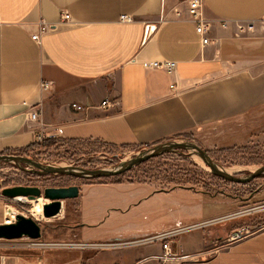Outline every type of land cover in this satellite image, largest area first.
Listing matches in <instances>:
<instances>
[{"label":"crops","instance_id":"1","mask_svg":"<svg viewBox=\"0 0 264 264\" xmlns=\"http://www.w3.org/2000/svg\"><path fill=\"white\" fill-rule=\"evenodd\" d=\"M187 8L186 0H0V155H28L41 129L118 147L178 135L205 150L238 144V122L264 109V0L205 1L206 46ZM41 21L54 29L35 41ZM146 61H173L176 69H145ZM32 110L39 121L30 120ZM201 196L135 180L84 184L76 234L86 245L47 260L4 256L3 264H264V230L249 235L248 225L220 247L223 238L200 228L182 235L173 259L161 244L138 243L177 226L223 222Z\"/></svg>","mask_w":264,"mask_h":264},{"label":"rangeland","instance_id":"2","mask_svg":"<svg viewBox=\"0 0 264 264\" xmlns=\"http://www.w3.org/2000/svg\"><path fill=\"white\" fill-rule=\"evenodd\" d=\"M238 130L241 131L238 144L215 150L206 149V151L216 164L227 170L229 174L246 177L264 165V109L238 122ZM151 147H118L96 141L63 140L51 147H39L25 156L42 165L54 167L111 169L136 158ZM196 158L198 157L190 151L178 150L151 158L119 177L125 180L156 183L158 188L164 189L172 188L178 182L193 187L202 194L201 197L205 201H210L218 207L216 214L226 218L216 225H205L200 228L207 231L213 239L223 238L225 241L219 244V247L227 245V240L238 231V227L246 225L253 227L249 235L263 231L264 175L263 178L247 184L232 183L217 178L211 170L203 168ZM110 180L114 179L84 180L69 176L37 175L27 173L12 163L0 162V188L29 183L39 186L41 190L74 185L79 186L81 190L84 184ZM183 197L190 199L191 195L184 194ZM78 199L64 201L61 212L56 216L34 219L41 228V238L37 242L26 239H0V255L47 260L66 246L76 248L81 244L86 245L76 234ZM31 207L32 204L27 202L3 197L0 190V224L5 223L14 214L31 217L29 213ZM213 210L212 207L206 208L205 212L211 213ZM163 215L168 216L167 213ZM147 220L150 222L151 216H147ZM14 221L15 219L10 222ZM36 243L41 246L29 248Z\"/></svg>","mask_w":264,"mask_h":264},{"label":"water","instance_id":"3","mask_svg":"<svg viewBox=\"0 0 264 264\" xmlns=\"http://www.w3.org/2000/svg\"><path fill=\"white\" fill-rule=\"evenodd\" d=\"M178 150L192 152L210 168L213 175L232 183L247 184L264 175V165L246 177L231 175L225 169L219 167L206 150L202 149L196 143L188 141H169L154 145L136 158L111 169L90 170L76 167H54L42 165L27 156L21 155H0V162L12 163L23 171L36 172L40 175L69 176L76 179L97 180L117 177L151 158ZM1 194L3 197L9 199L23 197L29 202L43 199V216L53 217L61 212L64 201L79 197L80 188L74 185L69 187H49L41 190L37 186H14L1 189ZM23 238L31 240H39L41 238V228L34 218L18 214L13 223L0 224V239L18 240Z\"/></svg>","mask_w":264,"mask_h":264},{"label":"built area","instance_id":"4","mask_svg":"<svg viewBox=\"0 0 264 264\" xmlns=\"http://www.w3.org/2000/svg\"><path fill=\"white\" fill-rule=\"evenodd\" d=\"M207 0H186L187 4H188V8H187V13L191 19V22L194 24L195 26V31L197 33V35L200 37V41H201V45L202 46H206L209 43V35H210V30H211V26L210 23L205 19L203 12H202V7L204 2ZM177 16L180 18L181 17V13L180 12H176ZM62 18L64 21H69L70 20V15L65 13L62 15ZM122 20L124 21H131L130 17L127 16H122L121 17ZM261 24L262 26H264V19L261 20ZM54 29V26L49 25L48 23L41 21L39 23L38 26V32L37 34L32 36V39L35 41H40V37L43 34H46L50 31H52ZM238 29L241 32H244L245 29L242 26H239ZM254 29V24H249L247 26V31H252ZM142 66L145 69H161L164 70L165 72L171 74L175 71L176 69V63L173 61H164V62H158V61H146L142 63ZM40 88L42 91H47L50 89V83H46V82H42L40 85ZM102 107H107L108 106V101H104L101 103ZM72 108L77 110V111H82L83 107L77 104H72ZM33 109V108H32ZM30 120L31 121H39V117L40 114L37 110H32L30 112ZM61 133V131H59ZM57 135L56 134H51V133H47L44 129H41L38 132V135L36 137V143L35 144H41L44 141L48 140V139H56ZM15 200V199H14ZM218 220H225V218H221ZM207 223H201V224H196V225H189V226H177L176 228L167 231V232H163V233H159L156 235H152L149 236L145 239H142L141 241H139L138 243L140 244H161L163 250H164V255L167 259H173L175 257V254L172 251V244L175 242V240L184 235L187 234L191 231H194L198 228H202L206 225ZM242 237V233L241 232H236L231 240H238ZM24 240H31L28 238H23ZM33 242H37L38 240H31ZM135 244L134 242L132 243H124V245H133ZM39 247L41 246V244L36 243L33 244L31 246H29V248H33V247ZM96 247L99 248H104L105 246H107V244H96L94 245ZM4 256L0 255V264H3L4 261Z\"/></svg>","mask_w":264,"mask_h":264},{"label":"trees","instance_id":"5","mask_svg":"<svg viewBox=\"0 0 264 264\" xmlns=\"http://www.w3.org/2000/svg\"><path fill=\"white\" fill-rule=\"evenodd\" d=\"M177 139H186L188 142H195L194 138L191 135H178L176 137H172V138L166 139L165 141H161L159 143H156L155 145L160 144V143H165V142L173 141V140H177ZM59 141H63V140L62 139H58V138H56V139H48V140L44 141L41 144H35V145H33V147L31 149H29L28 151H26V154H27V152L33 151V150H35V149H37L39 147H51L55 143H57ZM152 146H154V145H152ZM146 147L148 148V147H151V146H140L138 148H146ZM119 176H121V175H119ZM119 176L113 177V179L114 180H121L122 178L119 177ZM217 178H219V177H217ZM258 178H263V176H260ZM219 179H221V178H219ZM178 186L181 187V186H186V185L181 184V183L178 182V183H175L173 187H178Z\"/></svg>","mask_w":264,"mask_h":264},{"label":"bare ground","instance_id":"6","mask_svg":"<svg viewBox=\"0 0 264 264\" xmlns=\"http://www.w3.org/2000/svg\"><path fill=\"white\" fill-rule=\"evenodd\" d=\"M196 160H197V162L203 168H205L206 170H210V168L208 166H206L200 158H196ZM225 171H227V170H225ZM227 173H229V172L227 171ZM16 199L17 200H20V201H23V202L28 201L27 199H25L23 197H18ZM29 203L32 204V207L29 210V213L31 214V217H33L34 219H40V218H42L43 217V213H42V203H44V200L43 199H40V200H37V201H31ZM15 215L16 214H14L13 217H11L10 219L6 220L5 223L6 224L13 223V222H10V221H12L13 219H15V217H16Z\"/></svg>","mask_w":264,"mask_h":264},{"label":"flooded vegetation","instance_id":"7","mask_svg":"<svg viewBox=\"0 0 264 264\" xmlns=\"http://www.w3.org/2000/svg\"><path fill=\"white\" fill-rule=\"evenodd\" d=\"M28 157V156H27ZM26 172V171H25ZM27 173H31V174H37L36 172H31V171H27ZM38 175V174H37ZM14 186H37V185H31L29 183H26V184H18V185H14ZM14 186H11V187H14ZM10 187V186H9ZM9 187H2L0 188L1 189H4V188H9ZM39 187V186H37ZM27 203H29L28 201H26ZM30 204V203H29Z\"/></svg>","mask_w":264,"mask_h":264}]
</instances>
